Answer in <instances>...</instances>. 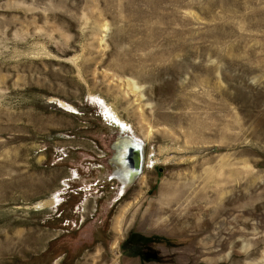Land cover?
I'll list each match as a JSON object with an SVG mask.
<instances>
[{
    "label": "rangeland",
    "instance_id": "374dc122",
    "mask_svg": "<svg viewBox=\"0 0 264 264\" xmlns=\"http://www.w3.org/2000/svg\"><path fill=\"white\" fill-rule=\"evenodd\" d=\"M0 264H264V0H0Z\"/></svg>",
    "mask_w": 264,
    "mask_h": 264
},
{
    "label": "bare ground",
    "instance_id": "6f19581e",
    "mask_svg": "<svg viewBox=\"0 0 264 264\" xmlns=\"http://www.w3.org/2000/svg\"><path fill=\"white\" fill-rule=\"evenodd\" d=\"M108 114L111 118H113L116 121V123H118L121 126L120 128L121 132L113 143V149L115 153L111 159V163L115 168L114 175L112 176V178L118 181L117 183L120 186V191L122 194L124 193L125 190L131 187V184L134 181V179L138 178L140 171L137 169H139L141 166L142 167L144 166L145 163L144 146L136 138V135L126 134L127 131H124V129L126 128L127 123L122 121L115 113H112L110 109H108ZM136 155L139 156V159L141 157L142 165L140 164V161H139V165L138 162L135 163ZM137 166L138 168L136 169Z\"/></svg>",
    "mask_w": 264,
    "mask_h": 264
},
{
    "label": "water",
    "instance_id": "95a60500",
    "mask_svg": "<svg viewBox=\"0 0 264 264\" xmlns=\"http://www.w3.org/2000/svg\"><path fill=\"white\" fill-rule=\"evenodd\" d=\"M135 157H136V159H135V163L138 162V165H139V161L141 162V158L139 159V156H138V155H136ZM137 167H138V166H137Z\"/></svg>",
    "mask_w": 264,
    "mask_h": 264
},
{
    "label": "crops",
    "instance_id": "0c3cea01",
    "mask_svg": "<svg viewBox=\"0 0 264 264\" xmlns=\"http://www.w3.org/2000/svg\"><path fill=\"white\" fill-rule=\"evenodd\" d=\"M119 186V185H118ZM97 198V197H96ZM97 202V201H96ZM82 205H83V203H82ZM80 209V208H79Z\"/></svg>",
    "mask_w": 264,
    "mask_h": 264
},
{
    "label": "built area",
    "instance_id": "2783aa9c",
    "mask_svg": "<svg viewBox=\"0 0 264 264\" xmlns=\"http://www.w3.org/2000/svg\"><path fill=\"white\" fill-rule=\"evenodd\" d=\"M141 171V170H140Z\"/></svg>",
    "mask_w": 264,
    "mask_h": 264
}]
</instances>
